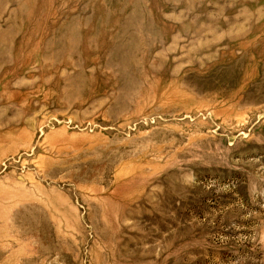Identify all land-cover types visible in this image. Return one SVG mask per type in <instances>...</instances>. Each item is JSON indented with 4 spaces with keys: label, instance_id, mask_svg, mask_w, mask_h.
I'll list each match as a JSON object with an SVG mask.
<instances>
[{
    "label": "rangeland",
    "instance_id": "obj_1",
    "mask_svg": "<svg viewBox=\"0 0 264 264\" xmlns=\"http://www.w3.org/2000/svg\"><path fill=\"white\" fill-rule=\"evenodd\" d=\"M0 264H264V0H0Z\"/></svg>",
    "mask_w": 264,
    "mask_h": 264
}]
</instances>
